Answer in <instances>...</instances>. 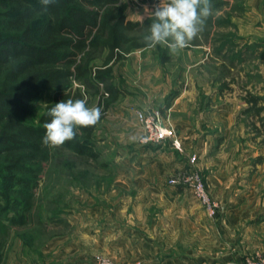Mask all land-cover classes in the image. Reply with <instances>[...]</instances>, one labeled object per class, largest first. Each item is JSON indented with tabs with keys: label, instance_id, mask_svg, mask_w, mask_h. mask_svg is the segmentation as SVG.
Listing matches in <instances>:
<instances>
[{
	"label": "rangeland",
	"instance_id": "rangeland-1",
	"mask_svg": "<svg viewBox=\"0 0 264 264\" xmlns=\"http://www.w3.org/2000/svg\"><path fill=\"white\" fill-rule=\"evenodd\" d=\"M153 2L117 0L116 5L121 8L125 21L132 24L124 30L128 42H120L115 57L106 65L104 60L108 52L102 44L87 52L91 77L98 69L111 68L104 75V81L95 79L93 84L87 85L75 79L71 81L69 99L87 96L88 106H99L102 111L92 133V147L86 153L63 146L50 148L49 159L41 161V171L31 189L32 215L27 213L25 220L9 225L6 234L0 232V264H216L213 257L232 254L233 244L226 248L221 239L215 241L210 230H196L193 228L195 220H188L186 216L180 219L179 212L163 216L160 201L145 196V190L140 191L143 186L123 185L115 179L117 160L135 156L124 143L127 135H131L132 127L128 125L132 120L126 122L121 115L133 110L134 104L146 105V109L135 110L140 128L135 141L145 148H153L171 138L172 146L185 160L181 170L167 174L165 182L168 185L169 178L178 174L184 179L190 171L201 177L207 194L219 206L215 217L207 215L188 186L177 185L183 190V196L177 200L182 198L185 204L191 202L192 211H203L199 215L204 213L207 226V222L214 224L221 220V205L212 196L205 174L197 165V154L185 151L180 142L179 148L173 145L174 129L159 106L162 100H169L181 91L186 95L196 94L198 103L205 93H216L220 98H217L215 109L223 107V99H228L226 105L230 106L231 117L227 146L233 149L232 171L241 176L237 183L243 188V198L247 189L263 198L264 131L261 134L258 127L264 125V116H260L261 107L259 111L248 102L250 97L256 102L264 99V22L261 21L264 0H211L212 14L206 19L203 30L189 47L175 54L166 44L150 47L145 39L150 35L152 21L141 19V16H145V6L151 8ZM51 101V92L46 91L32 102L35 119ZM137 111L158 112L163 123L171 128V137L142 144L140 138L144 130ZM220 123L217 119L214 125ZM143 185L146 187L145 183ZM55 211L60 213L56 220H51V213ZM194 215L199 217L197 212ZM261 217L264 218V213L258 214L256 219ZM44 220L46 222L42 223ZM164 220L168 223L165 229L160 227ZM119 221L123 226L136 228L133 229L136 244L130 239L125 247L122 245V253L106 254V241H100V235L103 231L116 232L114 224ZM245 225L243 219V239ZM151 230L155 235L153 243L147 241ZM219 231L220 237H224L225 232ZM166 233L170 236L168 241L164 238ZM179 233L184 235L182 239L177 237ZM120 234H123L122 242L124 236L130 237L123 229ZM245 245L244 240L243 250ZM133 247L135 254L131 255ZM256 255L264 260V253L256 247L249 252L243 251L237 259L240 263L228 260L226 264H246L247 259ZM176 256H184V259ZM215 260L221 264L218 258Z\"/></svg>",
	"mask_w": 264,
	"mask_h": 264
},
{
	"label": "trees",
	"instance_id": "trees-1",
	"mask_svg": "<svg viewBox=\"0 0 264 264\" xmlns=\"http://www.w3.org/2000/svg\"><path fill=\"white\" fill-rule=\"evenodd\" d=\"M116 2L54 0L43 5L41 0H0L1 234L25 220V214L32 215L31 189L51 148L42 143L49 110L70 98L72 79L93 84L95 79L104 81L111 69L105 66L91 77L87 52L102 44L108 52L106 65L120 42H128L124 30L132 24ZM46 91L52 101L35 119L32 102ZM250 102L254 105L256 99L250 97ZM95 126L78 128L75 139L62 146L86 153ZM59 213L52 212L51 220Z\"/></svg>",
	"mask_w": 264,
	"mask_h": 264
},
{
	"label": "crops",
	"instance_id": "crops-1",
	"mask_svg": "<svg viewBox=\"0 0 264 264\" xmlns=\"http://www.w3.org/2000/svg\"><path fill=\"white\" fill-rule=\"evenodd\" d=\"M263 20L261 21L264 22ZM217 98H220V96H217L216 93L207 92L204 94L202 100L201 97L200 100L198 99V103L196 94L186 95L184 91H181V93L175 94L169 100H162L160 102L161 104L159 103V107H161L160 111L163 117L166 118L174 129L173 137L181 143L185 151H193L197 154V165L205 174V180L207 181L212 196L221 205V220L218 223H214V225L211 222H207L206 226L204 213L199 215L203 211H192L190 206L191 202L185 204L182 198L177 200V197L183 196V190L181 191L177 188V185L172 186L166 184L165 179L167 174L171 171L181 170L185 160L182 153L172 146L171 138L161 144L154 145L153 148H145L144 146L138 145L135 141L140 131L135 110L146 109V105L143 106L137 103L134 104L133 110L125 111V115L122 112L123 114L121 116H125L127 119L126 122L132 120L129 123L132 126L128 125L132 127L131 135H127L126 142L124 143H127L128 148H131L133 151L132 155L135 154V156L129 155L125 160H117L118 167L115 179L120 183H124L123 185L135 183V185L143 186L140 191L145 190V196H150L160 201L162 210L160 212L163 213V216H166L167 213L179 212L180 219H184L186 216L188 220H195L193 222V228L196 230L203 229L207 232L210 230L215 241L217 240L219 242L221 239V244L226 248L232 246V244L236 246L235 253L233 251L234 246L231 248V255L225 252L224 254H228V256L221 255V257H213L212 261L216 264H218V260L216 261L215 258H218L221 264H226L228 260H231V262L235 260L236 263H240L237 259H239L243 251L249 252L258 247L264 253V218L256 219L258 214L264 213V197H257L255 191L247 189V193L243 198V188H239L237 183L241 176L235 171H232L233 149L227 146V132L231 117L229 111L231 109L229 108L230 106L227 107L226 105L228 99H223V107L215 109L217 107L216 101H219ZM261 100L264 101V99L259 98L254 105L251 102L248 103L251 106L258 107V110L261 107L260 116H264V103ZM217 119L221 123L215 126L214 124L217 122ZM258 128L262 134L264 125L262 128ZM262 166L264 167V163ZM144 183L146 187L143 185ZM195 206L201 207L198 203ZM194 212H197L199 217H196ZM243 219L246 221L244 239ZM116 223L114 224V226H117L116 232L103 231L100 235L102 237L100 241H106L104 249L106 254L116 255V253H122L120 251L122 245L125 247L127 241H130V239L134 245L136 244V232L133 230L136 228L131 226L133 228L131 229L125 225L123 226V223L120 221ZM167 225V221L164 220V223L160 227L165 229ZM240 227L242 230L240 229V232L237 234L236 231ZM152 228L154 229L155 227ZM122 229L130 236L127 237L128 239L124 236L125 240L123 242V238L121 237L123 234H120ZM219 229L225 232L224 237H220ZM180 231H182V228ZM147 236L150 237L147 241L153 243L152 240L155 238L153 230ZM169 237L167 233L164 236L166 241L169 240ZM177 237L182 239L184 235L179 233ZM262 238L263 241L261 240ZM244 240L246 245L243 250ZM134 254L135 248L131 250V255ZM176 257H179L180 260L184 259V256ZM231 262L228 264H233Z\"/></svg>",
	"mask_w": 264,
	"mask_h": 264
},
{
	"label": "clouds",
	"instance_id": "clouds-1",
	"mask_svg": "<svg viewBox=\"0 0 264 264\" xmlns=\"http://www.w3.org/2000/svg\"><path fill=\"white\" fill-rule=\"evenodd\" d=\"M53 2L41 0L43 5ZM211 14V0H154L151 8L145 6V16H141V19L150 18L152 21L150 35L145 39L150 42V47L166 44L175 54L190 46ZM48 115L51 119L43 124L42 143L54 148L75 139L78 128L95 126L102 111L99 106H88V98L84 96L56 103Z\"/></svg>",
	"mask_w": 264,
	"mask_h": 264
},
{
	"label": "built area",
	"instance_id": "built-area-1",
	"mask_svg": "<svg viewBox=\"0 0 264 264\" xmlns=\"http://www.w3.org/2000/svg\"><path fill=\"white\" fill-rule=\"evenodd\" d=\"M137 116L144 130L140 138L142 144L157 143L168 137H171V128L164 124L158 112L146 113L145 111H137ZM173 145L179 148L180 144L177 139L173 138ZM193 161V160H192ZM180 174L169 178L168 183L172 185H185L191 190L194 198L201 204L209 217H215L219 206L212 200L206 192L201 177L195 172H188L186 176L181 178ZM246 264H264V260L256 255L252 259H247Z\"/></svg>",
	"mask_w": 264,
	"mask_h": 264
}]
</instances>
